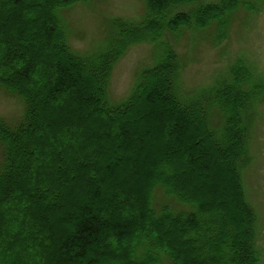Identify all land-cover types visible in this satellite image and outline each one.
I'll list each match as a JSON object with an SVG mask.
<instances>
[{
    "label": "trees",
    "instance_id": "1",
    "mask_svg": "<svg viewBox=\"0 0 264 264\" xmlns=\"http://www.w3.org/2000/svg\"><path fill=\"white\" fill-rule=\"evenodd\" d=\"M87 1L0 0V87L26 103L17 123L0 119V264H260L241 176L252 92L235 80L184 95L169 39L219 26L247 0H145L140 22L115 19L103 43L81 53L63 11ZM147 40L161 49L156 64L110 104L115 61ZM210 179L206 192L200 181ZM159 194L188 207L159 205Z\"/></svg>",
    "mask_w": 264,
    "mask_h": 264
},
{
    "label": "rangeland",
    "instance_id": "2",
    "mask_svg": "<svg viewBox=\"0 0 264 264\" xmlns=\"http://www.w3.org/2000/svg\"><path fill=\"white\" fill-rule=\"evenodd\" d=\"M246 3L238 6L219 26L215 20L205 28L186 27L180 35L169 34V39L183 62L179 84L184 95L194 96L202 90L213 89L218 84L220 86L221 83L231 85L235 80L241 82L243 89L252 92L253 117L248 128V145L246 144L248 156L242 166L241 176L247 201L257 218L256 244L260 264H264V0H247ZM46 9V5H40L37 13L39 19ZM146 13L145 0H89L63 11L70 42L81 53L98 48L109 34L115 19L140 22ZM25 17L30 20L29 14L26 13ZM155 43L147 40L132 45L115 61L108 87V99L112 105L124 103L143 70L156 64L161 49ZM140 107L142 104L138 108ZM25 110L23 98L0 87V119L13 125L21 120ZM50 119L53 122L51 116ZM149 119V115L143 117L135 124V130L143 131ZM163 142L165 148H168V142ZM2 160L3 151L0 147V163ZM27 165L25 163L26 167ZM88 165L94 167L92 163ZM223 166L228 168L226 164ZM176 167L179 175L183 176L184 168L179 165ZM60 171L64 174L65 170L62 167ZM75 172L76 175L72 177L74 182L79 174L78 171ZM223 175L225 171L220 168L219 176ZM200 178L199 176L198 179ZM211 181H200L206 187L203 188L204 191L209 192ZM197 182L198 180L193 183L198 187ZM61 193L63 200L57 208L64 207V203L68 201L67 189L61 190ZM157 201L159 205L168 204L174 211L188 207L163 194L157 195ZM4 228L15 233L20 231L11 222L5 223ZM2 244L0 241L1 247L4 245ZM28 249L18 251L17 257L24 260L27 254L30 255Z\"/></svg>",
    "mask_w": 264,
    "mask_h": 264
}]
</instances>
